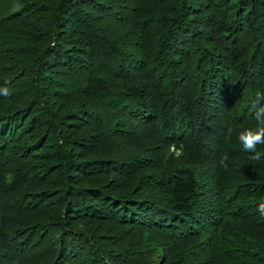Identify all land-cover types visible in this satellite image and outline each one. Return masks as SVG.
<instances>
[{
    "label": "trees",
    "instance_id": "1",
    "mask_svg": "<svg viewBox=\"0 0 264 264\" xmlns=\"http://www.w3.org/2000/svg\"><path fill=\"white\" fill-rule=\"evenodd\" d=\"M257 93L264 0H0V264H264Z\"/></svg>",
    "mask_w": 264,
    "mask_h": 264
},
{
    "label": "clouds",
    "instance_id": "2",
    "mask_svg": "<svg viewBox=\"0 0 264 264\" xmlns=\"http://www.w3.org/2000/svg\"><path fill=\"white\" fill-rule=\"evenodd\" d=\"M7 94V92H5ZM257 98L264 97V94L257 93ZM257 111V109H256ZM261 113H264V109H259ZM255 119L258 121V128L256 131L248 130L240 134L239 139L243 144L244 150L254 153L251 157L253 160H259L262 153L256 151V144L264 143V116L257 115ZM173 150L174 149L173 146ZM176 155H180L179 151H176ZM226 159V158H225ZM259 210L264 214V203L260 204Z\"/></svg>",
    "mask_w": 264,
    "mask_h": 264
}]
</instances>
